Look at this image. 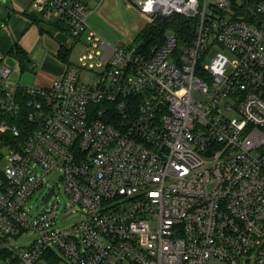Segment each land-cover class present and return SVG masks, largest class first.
<instances>
[{"label": "built area", "instance_id": "1", "mask_svg": "<svg viewBox=\"0 0 264 264\" xmlns=\"http://www.w3.org/2000/svg\"><path fill=\"white\" fill-rule=\"evenodd\" d=\"M91 1L106 0L31 3L88 33L82 65L48 87L0 65V264H264V0H134L194 24L149 56L91 30Z\"/></svg>", "mask_w": 264, "mask_h": 264}, {"label": "rangeland", "instance_id": "2", "mask_svg": "<svg viewBox=\"0 0 264 264\" xmlns=\"http://www.w3.org/2000/svg\"><path fill=\"white\" fill-rule=\"evenodd\" d=\"M91 5L95 10L89 16L88 19V25L90 29L99 34V36L102 37L104 40L112 44L123 42L125 45L131 44L133 47H138L137 37L147 25L152 24L154 22V19L159 16L170 17L167 15H158L153 19L149 20L148 18L144 17L139 13L134 0H106L102 5L101 9H99V7L97 8L98 3L96 4L95 1H91ZM26 8L27 5L24 3L23 0H5V4L0 10V16L3 18V20H6L8 16L7 14L9 12L12 13V17L7 21L10 26L9 28L11 29V25H14L17 26V30H22L23 23H25L26 19L29 20L24 14V10ZM42 25L46 28L45 24ZM1 27H6L5 23L1 22L0 28ZM36 29L37 27L30 26L29 23L26 26V29H24L23 31L24 33L29 32L26 37L29 39V41H31L33 54H38L40 57H43L45 54L44 50L46 47L44 48L42 45H38L36 43V37L38 35L47 37V39L50 40L48 42L50 45L55 44L56 48L60 49V38L50 34L41 35L40 32L38 33ZM21 35L22 32L19 36ZM88 43V33L84 35L80 41H77L76 39L72 38L68 39V43L66 45L64 44V46L69 47L71 49V54L69 56L71 63L76 65H82L80 59L87 55V47H89ZM49 50H51V57L53 59L52 61L59 62L56 57V51L50 48ZM214 55L215 52L212 53L210 57H208L206 62L209 63ZM2 58H6L3 59V63L13 69L14 74L12 75L11 80H15V78L18 79L22 74V78L20 81L21 85H31L34 79L38 76H49L48 73H45L41 70L38 71L37 75H31L30 72L23 73L21 71L17 59L11 56L10 54H6V56ZM90 64L91 60L87 62V68ZM39 69H41V67H39ZM95 71H101V68L96 67ZM80 80L82 83H88L92 85L96 82L97 75L94 71H87V69H81ZM61 176L62 174L60 170H54L51 174L46 177V180L51 186L56 184L60 186L59 195L61 196L62 204L59 209V226L60 228L64 229L74 225V223L79 220L80 214L73 213V210L76 208H69L68 210H65L67 201L63 192ZM45 193L46 191L31 202L30 205L33 206V209L31 210L33 215L38 214L39 210L48 206L46 203L43 202V197ZM33 239V235L21 238L16 242V248L18 249L22 247L23 243H26L25 246H30L33 242Z\"/></svg>", "mask_w": 264, "mask_h": 264}, {"label": "crops", "instance_id": "3", "mask_svg": "<svg viewBox=\"0 0 264 264\" xmlns=\"http://www.w3.org/2000/svg\"><path fill=\"white\" fill-rule=\"evenodd\" d=\"M24 3L27 5V8L24 10V14L26 16V18H28V14H32L31 13V3L32 0H23ZM5 4V0H3V4L0 7V10L2 8V6ZM37 14V13H36ZM7 19L3 20V18L0 16V23H5L6 27H1L0 28V58L6 59V58H2L4 56L9 55L10 51L15 47V45H18L20 48H22L26 54L28 55L29 59H30V67L28 70L23 71L20 64V68L21 71L23 73L25 72H30L31 75H37L38 71H44L45 73H48L49 76H38L34 79V81L32 82L31 85L33 86H42V87H48L49 85H51L53 82H55L56 80L60 79L66 70V67L68 64L71 63L70 61V54H71V49L69 47L64 46V44L66 45L68 43V39L72 38L75 39L70 32H68V30L66 31V27L67 24H64L62 22V26L64 25L65 30H57V31H52V32H41L39 25L33 23L29 18V20L26 19L25 23H23V27L22 30H17L16 27L14 25H11V29L9 28V23L7 22L11 17H12V13H8L7 14ZM58 20L55 17L52 21H46V22H53L56 23ZM30 23V26L33 27H37V32L41 35L43 34H50V35H55L58 38H60L61 40V46L60 49L56 48L55 44L50 45L48 42L50 41L49 39H47V37H43V36H37L36 37V43L38 45H42L45 48V54L43 57H40L38 54H33L32 51V47H31V41H29V39L26 37L27 34L29 33H24V29H26V26ZM15 27V29H14ZM22 32V35H20V33ZM11 33V34H10ZM77 40V39H76ZM79 41V40H77ZM56 51V57L58 59L59 62L56 61H52V57H51V50H49V48ZM65 49L66 51L68 50V54L66 55V59H63L62 57L59 56V52L61 51V49ZM19 63V62H18ZM5 64V63H4ZM6 65V64H5ZM39 67H41V69H39ZM13 69H12V74L10 79H12V75H13ZM22 78V74L20 75V77L17 79L15 78V80H11L12 82L20 85V86H31V85H21L20 81Z\"/></svg>", "mask_w": 264, "mask_h": 264}, {"label": "trees", "instance_id": "4", "mask_svg": "<svg viewBox=\"0 0 264 264\" xmlns=\"http://www.w3.org/2000/svg\"><path fill=\"white\" fill-rule=\"evenodd\" d=\"M28 18L35 24L39 25L41 32H52L57 30H65L64 25L62 26L61 20L56 23L46 22L41 15L36 13L28 14ZM42 18V19H41ZM67 24L66 22H63ZM45 24L46 28L42 25ZM193 22L187 20L179 15H172L170 17L159 16L154 19V22L147 25L143 31L137 37L138 47L137 51L143 53L144 55H151L153 49L160 48L164 42L165 38L169 33H174L178 39L179 45H188L192 43L194 38V26ZM70 32V28L67 25L66 31ZM11 56L17 59L23 71H26L30 67V59L26 52L20 48L18 45L10 51ZM66 51L64 48L59 52V56L66 59ZM3 60L0 58V65ZM2 255L0 253V259Z\"/></svg>", "mask_w": 264, "mask_h": 264}, {"label": "water", "instance_id": "5", "mask_svg": "<svg viewBox=\"0 0 264 264\" xmlns=\"http://www.w3.org/2000/svg\"><path fill=\"white\" fill-rule=\"evenodd\" d=\"M51 195H52V194H49V195H48V197H47L46 201H47V200L50 198V196H51Z\"/></svg>", "mask_w": 264, "mask_h": 264}]
</instances>
